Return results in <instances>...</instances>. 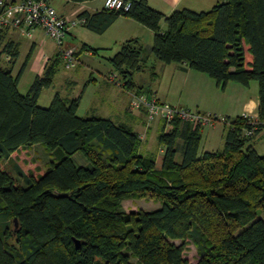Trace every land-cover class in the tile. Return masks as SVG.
<instances>
[{"label": "trees", "instance_id": "1", "mask_svg": "<svg viewBox=\"0 0 264 264\" xmlns=\"http://www.w3.org/2000/svg\"><path fill=\"white\" fill-rule=\"evenodd\" d=\"M130 1L128 11L79 16L97 34L121 15L136 20L154 32L156 59L206 74L221 90L231 81H256V132L247 137V121L227 118L224 149L199 155L202 129L175 120L158 137L163 155L157 168L128 127L80 117V98L56 96L50 106H39L58 60L21 93L27 61L14 76L19 46L0 28V264H193L184 257L188 242L197 250L194 264H264V155L249 145L264 132V0H222L207 12L170 15L147 0ZM245 46L253 57L249 69ZM143 55L134 39L111 58L125 87L142 71ZM34 145L51 156L46 169L26 170L23 159L8 166L14 153L28 156ZM149 191L160 199L157 209L123 210V200Z\"/></svg>", "mask_w": 264, "mask_h": 264}, {"label": "crops", "instance_id": "2", "mask_svg": "<svg viewBox=\"0 0 264 264\" xmlns=\"http://www.w3.org/2000/svg\"><path fill=\"white\" fill-rule=\"evenodd\" d=\"M65 1L79 6V8H74L69 13L66 11H59L56 8L59 13L70 17L76 16L83 11H88L90 14H94L104 9V2L101 3V0H91L83 3H74L68 0ZM220 1L221 0H147L148 4L152 8L164 13L165 15H170L172 12L180 9L207 12ZM161 27L162 30H164L166 28L165 23L162 22ZM6 30L5 39L15 42L18 46L21 37L32 38L37 32H41L44 36L45 41L40 43V45H42V49H44L46 42L51 40L46 36L42 29L35 30L31 36L24 35L20 33L19 30L13 28H6ZM89 31L96 36H91V41L88 43L81 44L80 47L86 45L89 49H85L77 55V65L75 68H72L75 71H79L80 77L77 78L75 74L71 76L70 79L73 78V80H70L69 86L66 88L64 94L54 93L52 94V99L50 100L52 102L56 96L60 97L65 102L80 98L78 107V115L80 117L94 116L109 119L118 125L128 127L140 136L142 142L140 152L141 154L143 151L146 153H143V155H147V152L151 149L150 144H152L153 141H158V137L163 131V126H165V121L160 118L149 121L144 107L131 108L130 104L133 95H148L149 93L154 95L158 102L167 103L178 108L193 109L198 112L203 111V113L210 112L214 115H216L215 112H218L219 109L224 111L225 118L231 119L237 118L245 112H249L255 116L258 115V95L250 97L246 90H249V86L253 87L252 83L248 86H244L231 81L227 84L226 88L221 91L217 87L216 82L206 74L185 68L184 65L181 64H165L161 62L150 53V49L153 45L154 32L130 17L124 15L119 16V18L102 34H97L91 30ZM142 36L147 38L145 43L146 48H144L140 43L142 41ZM69 38H76L73 32ZM134 39L138 40V44L141 45L145 51L144 55L148 64L146 63L143 68L151 70V72H153L152 75H154V77L151 76V78L158 80L155 91L146 89V93H144L143 84H140V81L137 83L134 82L133 78L132 80L134 85L128 84L125 87L127 81L121 76L117 77L115 80L111 77V74L114 71H117L110 63L111 58L114 57V55L120 50L123 43ZM37 44H39V41L32 42L31 52H33ZM245 50L247 62L246 67L249 69L253 57L248 52V46H245ZM54 52L55 54L52 56L45 50H39V53L33 62L27 61L19 83V90L21 93L25 94L34 79L37 76L43 75L47 66L55 63L58 58L57 46ZM100 53H102V55ZM103 53L108 55H103ZM104 60L108 63V65L102 62ZM6 64L7 58L4 57L3 65L8 67ZM16 64L17 63H15L12 69L14 76H16L20 71H17ZM59 67L60 65H58V69L54 74L52 85L46 89H54V81L58 75ZM62 69L67 68L64 66ZM27 71L31 73V76H29V80L26 83L25 77L27 75ZM165 75L168 76L167 88L164 93H161V87ZM154 82L156 81L153 80L152 83ZM231 90L237 92L238 94L233 95L232 92H230ZM44 91L45 89L42 93ZM224 98H226V102L223 101ZM221 116L223 115L221 114ZM210 127L214 128H211L212 130L209 128L208 131H212V133L217 131L215 130V124ZM204 132H206V127L201 130L199 155L204 152H215L211 146V141H209L212 138L211 134L210 137L205 140L206 142L204 143V147H202ZM226 132L227 129L222 128L221 137L222 140H224V144ZM159 146L161 145L159 144ZM253 146L256 149L255 144ZM160 153L162 159L163 148L160 149ZM13 155H19V153H14ZM12 157L14 158V156ZM180 157L181 156H179V158ZM16 159L19 160L21 158L18 157ZM51 159L52 158L50 156V160ZM262 217L264 219V212L262 213Z\"/></svg>", "mask_w": 264, "mask_h": 264}, {"label": "rangeland", "instance_id": "3", "mask_svg": "<svg viewBox=\"0 0 264 264\" xmlns=\"http://www.w3.org/2000/svg\"><path fill=\"white\" fill-rule=\"evenodd\" d=\"M100 2L103 3L104 0H101ZM98 3H99V1H98ZM54 6H56V8L59 11L60 10L66 11L67 13L71 12V10L74 8H79V6H76L72 3H67L65 0L54 1ZM73 34L76 38H74V39L67 38L66 42H67V44H69L71 46H76V47H80L82 43H88L89 41H91V36H96V35H93V33H91L86 27H83V26L76 27L73 30ZM33 41H39V44H37V46L35 47L33 52H31ZM43 41H45V40H44V36L41 32L35 33L32 38L21 37V39L19 40L20 55H19V59L16 62L17 63L16 64L17 71H19L21 69V67L23 66V64L26 61L33 62V60L35 59V57L39 53V50L40 51L45 50L46 52L50 53L52 56H53V54H55V52H54L56 50L55 42L52 39L48 40L45 44L44 49H42V45H40V43ZM146 41H147V38L145 36H142V41L140 43L144 48H146V46H145ZM100 54L102 55V53H100ZM144 54H145V51H144ZM103 55H108V54L103 53ZM143 56L145 57V55H143ZM57 60L59 62L57 63L56 66L58 67V65H60V67H59L58 75L56 76L55 81H54L55 82L54 83L55 84L54 89H49V90L45 89V91L42 93V95L39 99V102H38L39 106H41V107L50 106V104H51L50 99H52L51 98L52 94H54V93L64 94L66 88L69 86L70 80H73V78L70 79L71 76H73L75 74L77 78L80 77L79 71H75L74 69H62V68H64L62 61L59 59H57ZM102 62L108 65V63L105 60ZM146 63H147V59L144 62V65ZM6 66L11 67V66H9V64H6ZM56 69H58V68H56ZM152 73L153 72H151V70H149L147 68H143V70L141 72H137L133 76L134 82L137 83L138 81H140V84H143V86H144L143 92L144 93H146V89H151L152 91H155L156 83L158 82V80L151 78V76L154 77V75H152ZM29 76H31V73L29 71H27V75L25 77L26 83L29 80ZM113 76L119 77L120 75H119L118 71H114L111 74V77H113ZM153 80L156 82L152 83ZM167 83H168V76L165 75V78H164V81H163L162 87H161V93H164L166 91ZM251 83L253 84V87L249 86V90L246 89L247 94L250 95V97L257 96L258 95V83L256 81H252ZM230 92H232L233 95L238 94L237 92H235L233 90H231ZM223 101L226 102V98H224ZM193 111L198 112L197 110H193ZM201 112H198V113L205 114V115L210 114V115H212L218 119L217 122L215 123V128H216L215 130H217V131H214V133H212V131H208V130H209V128H210V130H212L214 127L213 128L212 127H206V132L203 133L202 147H204V143L206 142L205 140L207 138H209L210 134H211L212 138H211V140H209V141H211L210 142L211 146L213 147V149L215 151L216 150L222 151L224 149V140H222V137H221V130H222V128L227 129V126H228L224 122L225 120H227V118L224 117V111L218 109V112H215L216 115H214L213 113H210V112H208V113H203V111H201ZM221 114L223 116H221ZM146 116H147V119L149 121H152V120H155L156 118H159V117H155V118L151 119L148 117L147 112H146ZM221 119H223V121H219ZM165 125H166V123H165ZM162 126H163V124H162ZM170 129L171 128H167V131ZM254 144H255V147H256L258 153L260 155H264V132L262 134L258 135L257 137H255L249 143V145H252V146ZM150 146H151V149L149 150V152H147L146 156L148 158L149 157H152L153 159L155 158L157 161L156 162L157 168H159L160 167V159H161L160 149L162 148V146H159L158 141H153L152 144H150ZM29 149H30V152H29L28 156H22L20 153H19V155H13L15 159L12 157V160L7 163L8 166L10 168H12L14 162L17 160L16 158H18V157H20L21 159L24 160L25 164L24 165L22 163H20V164H21V166L26 168V170L27 169L33 170V169L38 168V167H43L46 169L50 165V161H51L50 155L48 153H46L47 151L45 150V148L42 145H35ZM143 153H145V151H143ZM74 160L77 164H80L82 162L83 158L81 157V155L78 154L77 156H74ZM159 206H160V199H159L158 195H156L150 191L147 192L146 194H144L143 196L133 195L131 198H128V199H125L122 201V208L127 213L130 211H135V210H139V209L155 210ZM179 242L180 241H175L176 244H179ZM184 257L190 263H193V264L198 261L197 250H196V247L194 246V244L192 242H188V244L186 245L185 250H184ZM131 262L133 264H138L135 259H131Z\"/></svg>", "mask_w": 264, "mask_h": 264}, {"label": "built area", "instance_id": "4", "mask_svg": "<svg viewBox=\"0 0 264 264\" xmlns=\"http://www.w3.org/2000/svg\"><path fill=\"white\" fill-rule=\"evenodd\" d=\"M54 1L0 0V28L17 29L27 36H31L37 29H42L46 36L55 42L59 58L63 61L65 68L72 69L77 65V55L81 47L67 44L66 39L76 27H84L87 24V18L80 17V14L70 17L59 13L53 4ZM130 6V0H104L103 8L128 11ZM7 60H9L8 57ZM112 78L115 80L117 77ZM130 107H144L149 118L159 117L165 121L167 128H172L175 120H181L200 128L213 126L218 120L210 114L205 115L191 109L158 102L154 95L149 93L148 95H133ZM241 117L249 124V127L243 130V134L247 137L254 136L258 115L245 112Z\"/></svg>", "mask_w": 264, "mask_h": 264}, {"label": "water", "instance_id": "5", "mask_svg": "<svg viewBox=\"0 0 264 264\" xmlns=\"http://www.w3.org/2000/svg\"><path fill=\"white\" fill-rule=\"evenodd\" d=\"M16 224V226H17V223H15Z\"/></svg>", "mask_w": 264, "mask_h": 264}]
</instances>
